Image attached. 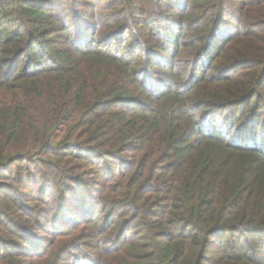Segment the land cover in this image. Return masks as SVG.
I'll use <instances>...</instances> for the list:
<instances>
[{"label": "trees", "instance_id": "16d2710c", "mask_svg": "<svg viewBox=\"0 0 264 264\" xmlns=\"http://www.w3.org/2000/svg\"><path fill=\"white\" fill-rule=\"evenodd\" d=\"M14 165L0 264H264V0H0Z\"/></svg>", "mask_w": 264, "mask_h": 264}, {"label": "rangeland", "instance_id": "374dc122", "mask_svg": "<svg viewBox=\"0 0 264 264\" xmlns=\"http://www.w3.org/2000/svg\"><path fill=\"white\" fill-rule=\"evenodd\" d=\"M94 1L97 2V0H94ZM46 8L49 9V8H52V7H46ZM100 8H102V5H99L97 9L99 10ZM63 9L64 8H59V6H56V7H53V11L52 12L57 13V14L59 12H61L60 16H62L68 23H71L72 16H71L70 10L69 9L63 10ZM88 35H89V33H88ZM97 37L98 36H96L95 42L97 41ZM119 40H120V38H116V39L112 40L111 43L108 44V45L109 46L114 45ZM127 40H129V36L128 35H125V36L122 37L123 46H124V44H125V42ZM132 51L138 52V53H142L143 52V50H141V49L140 50H135L134 49ZM250 108L251 107H248V106L241 107L239 109V111H238V116H236L232 120H231L230 117H224V114L225 113L220 112L217 115V117H216V122H217L218 125L220 124V126H216V127H219L220 130H222V128H224L225 126H230V129H232L237 124H241L242 125L241 127H243V124L246 121L251 120V118L252 119L255 118V116H254V114H253V112L251 111ZM258 125H260V122L257 120V123H254L253 125H251L250 127H252V128L249 130V132H251V133H252V130H253L254 131V135H256L257 137L259 136V133H260V131H258V127H259ZM234 131L235 130H233L232 134L229 136L230 138L235 135V132ZM243 137H244V135H243ZM88 156H90L91 159L101 160L100 157L97 154H95V153L89 154ZM121 167H123V165H120L119 163L118 164H115L114 165V168L111 171H106V173H104V175H106V177H108V178H110V177L115 178V177H117L118 172L120 171V168ZM14 169H16V165H14L12 167V169L9 170L8 172H2L0 174L2 176L3 175L4 176L6 175L7 177H13V178H15ZM2 176L0 177L1 179H3V180H9V179H4ZM105 179L106 178H101L95 185H92V187H93L92 189H90L88 191L87 190L85 191V195L84 194L82 195V197H85L84 198L85 200L83 202H87L88 201L87 198H90L92 195L98 196L100 194V191L99 190H103V187H104V184H105ZM39 187H40L39 184H36L34 182H29V189H31V188L38 189ZM7 192H11V191L9 189H7ZM47 196H51V194L48 192ZM87 204L89 205V203H86L85 205H87ZM103 216L104 215L100 211L99 216H97V219L96 220H98V222H102V220L104 219ZM107 219H109V218H107ZM60 235H62V234L56 232L55 230H53V232H51L49 230L48 233H46V235H44V236H51V237H53V236H60ZM21 236H22V231H20V237ZM220 252L221 251H218L217 250L215 253H220Z\"/></svg>", "mask_w": 264, "mask_h": 264}]
</instances>
